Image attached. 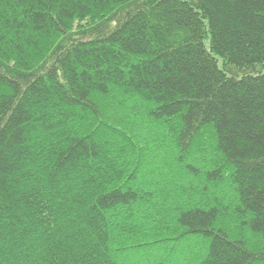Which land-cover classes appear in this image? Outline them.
<instances>
[{
  "label": "trees",
  "instance_id": "1",
  "mask_svg": "<svg viewBox=\"0 0 264 264\" xmlns=\"http://www.w3.org/2000/svg\"><path fill=\"white\" fill-rule=\"evenodd\" d=\"M0 264H264V0H0Z\"/></svg>",
  "mask_w": 264,
  "mask_h": 264
}]
</instances>
